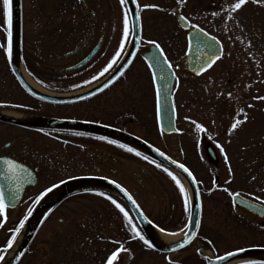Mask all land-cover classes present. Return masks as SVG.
Here are the masks:
<instances>
[{
	"label": "flooded vegetation",
	"instance_id": "flooded-vegetation-1",
	"mask_svg": "<svg viewBox=\"0 0 264 264\" xmlns=\"http://www.w3.org/2000/svg\"><path fill=\"white\" fill-rule=\"evenodd\" d=\"M75 24L80 23H70L68 17L37 18V35L43 49H56L58 52L77 42L73 49L64 53L65 59L74 58L73 63L53 68H49L52 65L46 66L44 70L52 78H48V75H44V80L33 77L28 68L27 72L36 85L56 95L77 97L101 85L129 46L130 39L123 50L121 47L118 49L119 54L113 64L108 66L106 59H103L104 63L100 65V57L106 51L105 22L103 21L98 33L90 28L91 32L87 34L78 32L81 29L75 28ZM142 36L140 32L137 51L121 75L92 97L68 104H54L36 100L25 93L32 100L30 105L9 104L13 107L3 108L28 120L46 118L68 121L113 130L119 135V138H109L78 129H28L0 122L19 131L18 134L9 132L4 135L7 141L2 148L6 153L0 155V159H5L9 166L15 163L30 169L36 179L35 185L23 190L15 208L9 209L2 205L6 218L9 219L12 213L16 218L19 216L18 227L52 190L63 183L77 179H88L90 183L102 180L126 191L146 220L158 230L176 233L184 227L180 236L182 238L189 226L190 211L194 204L193 195L190 193L189 196L181 178L173 170L139 151L129 141L132 138L180 165L192 177L199 201V223L193 239L180 251L158 253L150 247L141 226L119 195L95 185L78 187L61 199L45 218L47 221L54 214L60 215L57 219L59 228L67 234L64 238H68L69 243L64 254L67 257L66 264H136L145 247L157 255H163V264H189L194 259L195 264H206L207 261H216L239 251H262L264 219L241 208L247 202L264 207L262 198H255L256 196L243 189L238 190L230 168V159L228 162V157L223 155L222 147H226L225 143L214 140L216 144L209 140L210 136L204 129L207 125L203 119L207 115H212L211 118L218 122H228L231 118L227 124L229 134L233 132L236 124L235 119L232 120L234 114L231 115L234 108L226 106L224 102L225 99H230L227 91L213 79L220 81L225 75L229 76V64L220 66L217 75H208L224 60L223 52L209 70L196 76L187 70L185 44L179 67L182 78L178 79L180 75L177 61L168 55L167 48L161 43H144ZM151 47L158 49L162 61L172 75L169 90L161 92L168 83L159 87L164 84L160 81L165 73H161L158 84L154 81L145 59ZM95 48V54L85 65L73 68ZM97 59L98 64L93 65ZM138 60L142 63L138 68L140 71L136 70ZM198 79L204 82L199 81L198 85ZM190 82L196 83V86H192ZM158 93L166 97L167 106L164 102L161 108ZM204 94L207 95L203 96ZM231 100L234 103L233 97ZM243 100L239 98L237 102L240 113L250 105L249 103L241 107ZM171 110L173 126L168 128L170 124H167V118L169 119ZM164 128H168V131H164ZM208 149L212 154L209 155ZM203 152L208 163L206 166L212 174L213 182L208 184L199 180L195 172L197 167L204 164L201 157ZM189 160L196 165H191ZM224 165L230 178L223 180L220 174ZM136 171H140L142 176H135ZM182 179L187 183L183 177ZM39 183L46 186L33 195V189ZM206 210L210 217L209 223L212 222L213 227L207 230L205 226L204 231ZM4 221L1 233L9 236V242L10 224L6 225ZM195 244L209 249L212 257L210 253L209 256H202L196 251L194 253L192 248ZM182 253L185 255L179 258L176 256ZM192 257L194 259L191 261ZM238 260L242 261L233 264H264L262 253Z\"/></svg>",
	"mask_w": 264,
	"mask_h": 264
},
{
	"label": "rangeland",
	"instance_id": "rangeland-1",
	"mask_svg": "<svg viewBox=\"0 0 264 264\" xmlns=\"http://www.w3.org/2000/svg\"><path fill=\"white\" fill-rule=\"evenodd\" d=\"M137 1L142 7V41L150 45L161 43L167 48L168 55L177 61L178 69L181 65L180 59L185 51L186 32L178 26L176 22L177 15L184 16L192 28L199 27L205 30L222 44L224 60L219 62L208 75H217L220 66L229 64V76L225 75L220 81L216 78L213 79L222 86V89L227 91L230 99H225L224 102L226 106L234 108L231 115L234 114L232 120L235 119L236 124L233 127V132L229 134L227 124L231 118L228 122L224 120L218 122L211 118L212 115H207L203 119V122L207 125V128L204 126V129L207 135L210 136L209 140L213 142L218 140L225 143L226 147H222L223 155L225 158L228 157V162L230 159V168L234 173L238 190L243 189V191L256 196L255 198H262V204L264 205V0ZM85 3V5H82L77 0H21L22 59L29 66L28 68L33 77L36 76L44 80V75H48V78H52L44 70L46 66L52 65L49 68H53L57 65L73 63L74 58L65 59L64 53L66 54L77 44L76 42L58 52H56V49H53V51L43 49L44 47L40 45L37 35V18L40 17H68L70 23H80L75 24V28L81 29L78 32H83V34L91 32L89 31L90 28L91 30L94 28V31L98 33L104 21L106 32L104 47L106 51L100 57V65L104 63L103 59H106L105 62L108 66L115 62L119 54L118 49L121 47V50H123L130 39L128 10L125 0H85ZM8 11L9 0H0V103L27 104L31 103L32 100L21 90L9 70ZM95 64H98V59L93 65ZM137 64L136 70L140 71L138 68L141 67L142 63L139 61ZM21 67L23 68V66ZM178 74L180 75L178 79H181V69H179ZM197 81L198 85L199 81L204 82L202 79ZM190 83L192 86H196V83ZM205 95L207 94L203 96ZM232 97L235 104L231 100ZM239 98L244 99L241 107L250 103L249 107H245L241 113L237 108ZM258 99H261V101H258ZM0 112L11 113L12 111L0 109ZM9 132L19 133L16 129L0 124V155L6 153L2 145L7 141L4 135ZM221 136H224V138L222 139ZM201 157L204 159V164L197 167L195 172L199 180L208 184L212 181V174L210 168H207L208 163L204 158V152ZM189 162L191 165H196L194 161L189 160ZM137 175L142 176V173L136 171L135 176ZM221 175L223 180L230 178L225 165L220 177ZM181 180L190 196V188L182 178ZM212 185L214 186V184ZM45 186L46 184L39 183L33 189V195ZM237 187H235L236 190ZM27 191V194L30 195L29 190ZM208 210L204 212V231L206 230L205 226L207 230L213 227L212 222L209 223ZM59 217L60 215L54 214L48 217L47 221L42 220L37 236L18 264H66L67 257L64 254L65 249L68 250L67 245L69 243L68 238H64L67 234L61 232L62 228H59L60 225L57 221ZM7 219L6 211L0 203V262L12 243L18 241L17 238L22 231L20 229V232L18 231L11 238L17 229V222L20 218L19 216L16 218L15 214L12 213L8 219L10 221ZM211 219L213 221L212 216ZM3 221L6 225L10 224L11 242L9 243L7 242L9 236L1 233ZM183 229L184 227L178 231L181 235ZM192 250L202 256L207 255V251L201 248L199 244H195ZM207 250L211 254V251ZM140 255L141 257L139 256L136 264H163L165 258L163 255H157L146 249V247L142 249ZM184 255L182 253V255L176 256L179 258ZM210 256L212 257V254ZM193 259L194 257L191 261ZM195 260L189 264H195Z\"/></svg>",
	"mask_w": 264,
	"mask_h": 264
},
{
	"label": "water",
	"instance_id": "water-1",
	"mask_svg": "<svg viewBox=\"0 0 264 264\" xmlns=\"http://www.w3.org/2000/svg\"><path fill=\"white\" fill-rule=\"evenodd\" d=\"M82 4H84V0H78ZM128 14L130 18L131 25V42L128 50L126 51L121 62L114 68L113 72L105 78L104 82L95 88L88 90L87 92L77 96V97H68V96H59L48 93L46 91L40 92L33 88L30 84L26 82L21 73V5L20 0H9V42H8V58H9V69L14 79L20 86V88L28 94L30 97L45 102V103H54V104H68L77 101H81L83 99L92 97L97 94L99 91L103 90L106 86H108L111 82L115 81L121 73L125 70V68L129 65L132 58L134 57L140 39V15L139 9L136 0H125ZM177 24L183 30L188 31L186 35V66L187 70L193 73L196 76H199L206 70H208L218 59L222 56V45L221 43L214 37L210 36L204 30L195 27L190 29V23L181 15L176 17ZM95 48L84 60H82L79 64L74 66L73 68H78L85 65L95 54ZM145 59L153 73L154 81L158 84L160 80L161 73H165L162 81L164 83L162 86L164 87L165 83H168V86H165L164 89L161 90H169V85L172 82V75L169 73V69L167 65L162 61L160 53L157 48L151 47L150 52L145 55ZM41 90V89H40ZM160 97V106L161 108L167 104L163 94H159ZM165 100V101H164ZM167 106V105H166ZM167 117V115H166ZM0 122L6 123L10 125L25 127L28 129H78L81 131H85L92 134H97L109 138H119V135L109 129H105L102 127L85 125V124H77L68 121H57L46 118H32L27 121H17L8 116L2 115L0 113ZM162 123V122H161ZM167 127L169 128L173 126L172 120V110L170 113L169 119L167 118ZM163 127V126H161ZM168 128H164V131H168ZM172 129V128H171ZM139 151L153 160L165 165L170 168L174 172L181 175L188 183L191 193L193 195V206L190 211L189 216V226L186 233L182 238L177 240L171 244H162L157 242L156 234L154 232L151 224L146 220L136 203L132 200V198L128 195L126 191H124L119 186L112 184L108 181H97V183H90L91 181L88 179H77L70 180L59 186L58 189L54 190L52 193L48 194L41 203L33 210L30 216L27 218L24 228L19 235L18 244L15 252L13 253L10 260H8L5 264H17L26 249L30 245L32 239L34 238L38 227L46 214L64 197H66L73 189L78 187H86L93 186L101 187L110 191L115 192L119 195L124 202L128 205L130 210L132 211L134 217L138 221L139 225L142 228V231L148 241L150 247L160 253H172L183 249L194 237L198 223H199V201H198V190L197 187L190 176V174L180 165L168 160L164 155L156 151L155 149L143 144L142 142L130 138L129 140ZM209 155L212 154V151L208 149ZM214 159V157L212 158ZM36 183V179L34 173L24 167L15 163L6 162L5 159H0V196L3 205L6 208L13 209L18 204L23 190L28 186H33ZM244 210L248 212L262 216L264 219V207H259L253 205L252 203H245L242 206ZM262 210V212H261ZM16 242L13 243V245ZM11 246V248L13 247ZM10 248V249H11ZM10 249L7 251L9 252ZM264 255V249L261 250H245L239 251L232 254H229L225 257H222L216 261H207L206 264H227L238 260L240 258H244L247 256H254L257 254ZM7 255V253H6ZM5 255V256H6ZM2 258V260L5 258ZM1 260V261H2ZM1 263V262H0Z\"/></svg>",
	"mask_w": 264,
	"mask_h": 264
},
{
	"label": "bare ground",
	"instance_id": "bare-ground-1",
	"mask_svg": "<svg viewBox=\"0 0 264 264\" xmlns=\"http://www.w3.org/2000/svg\"><path fill=\"white\" fill-rule=\"evenodd\" d=\"M21 73H22V76L24 77V79L26 80V82L28 84H30L33 88H35L36 90L40 91V92H43L42 90H40L33 82L32 80L27 76L26 72L24 71V69L21 67ZM2 115H5V116H8L12 119H15V120H18V121H27L28 119L26 117H23L19 114H11V113H6V112H0ZM52 193V192H51ZM50 194V193H49ZM154 228V227H153ZM154 232L156 234V240L157 242L159 243H162V244H170V243H173L175 241H177L180 236H181V233L179 232H176V233H164V232H161L159 230H157L156 228H154ZM17 244H18V241H16V244L13 245V247L10 249V251L7 253V255L5 256V258L1 261L0 264H5L8 260H10V258L12 257L13 253L15 252L16 250V247H17ZM255 258V257H254ZM258 258V257H257ZM262 258H264V255H262ZM248 259V258H246ZM242 260H235L233 262H230L228 264H233V263H236V262H240Z\"/></svg>",
	"mask_w": 264,
	"mask_h": 264
},
{
	"label": "trees",
	"instance_id": "trees-1",
	"mask_svg": "<svg viewBox=\"0 0 264 264\" xmlns=\"http://www.w3.org/2000/svg\"><path fill=\"white\" fill-rule=\"evenodd\" d=\"M147 9H152V8H147ZM22 63H23L24 68L28 71V65L25 63V61H23V59H22ZM12 107L13 106H10L9 104H0V108L1 109H3V108L10 109ZM21 226H22V223L18 225L16 231H14V233L11 236V238L14 237L15 233H18V231L20 230ZM10 242H11V239H10Z\"/></svg>",
	"mask_w": 264,
	"mask_h": 264
}]
</instances>
